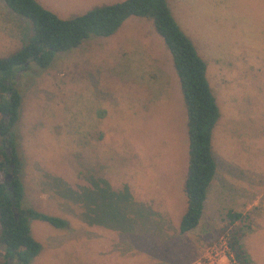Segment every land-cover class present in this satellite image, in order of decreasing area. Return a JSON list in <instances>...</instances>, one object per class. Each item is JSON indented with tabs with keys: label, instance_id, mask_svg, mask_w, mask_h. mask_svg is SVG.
Returning <instances> with one entry per match:
<instances>
[{
	"label": "rangeland",
	"instance_id": "374dc122",
	"mask_svg": "<svg viewBox=\"0 0 264 264\" xmlns=\"http://www.w3.org/2000/svg\"><path fill=\"white\" fill-rule=\"evenodd\" d=\"M34 1L67 20L123 0ZM166 4L205 65L218 110L210 135L217 174L197 226L177 231L187 140L171 57L150 21L129 17L112 35L55 54L44 69L29 64L16 73L22 206L66 222L55 229L29 220L40 246L29 264H201L204 250L234 231L247 235L250 263L264 264V0ZM29 32L0 0V58ZM219 171L236 176L226 190L252 198L236 225L212 203Z\"/></svg>",
	"mask_w": 264,
	"mask_h": 264
},
{
	"label": "trees",
	"instance_id": "16d2710c",
	"mask_svg": "<svg viewBox=\"0 0 264 264\" xmlns=\"http://www.w3.org/2000/svg\"><path fill=\"white\" fill-rule=\"evenodd\" d=\"M1 1L11 13L28 22L30 32L17 51L0 58V264H29L38 254L40 246L29 235V220L44 222L55 229L66 227L62 219L22 206L23 188L17 177L18 161L12 133L21 104L14 87L16 73L28 70L29 64L44 69L55 54L74 49L91 36L108 37L129 17L150 21L170 54L178 79L186 116L187 161L182 184L185 208L177 231L184 234L194 229L215 171L210 135L218 110L205 78V65L178 28L166 0H123L94 7L67 20L57 18L34 0ZM10 165L11 175L5 181L3 174ZM240 218L239 213H225L228 224ZM228 249L234 264H251L236 231L228 235Z\"/></svg>",
	"mask_w": 264,
	"mask_h": 264
},
{
	"label": "crops",
	"instance_id": "0c3cea01",
	"mask_svg": "<svg viewBox=\"0 0 264 264\" xmlns=\"http://www.w3.org/2000/svg\"><path fill=\"white\" fill-rule=\"evenodd\" d=\"M171 12H172V10H171ZM171 15H173V17L175 19L174 20L175 23L180 27L181 23H180L179 19H177V16H175L173 14V12H172ZM216 174H217V171L215 169L214 176L212 177V180L210 181V183H209V185L207 187V190H206L204 203H205V201L207 199L208 189L210 188L211 184L214 182L213 180H215ZM219 174H220L219 175L220 176L219 183H214V193L212 195L213 206L216 207V208L222 207V208H224L226 210V212L227 211H231V212H234V213H239L241 215L240 219L244 220V218H245L244 214L246 212H248L250 210L249 209L250 206H252V198L249 197L248 200H247L246 196H242L240 193L237 194L236 192H232V191L226 190V188L224 187L223 184H227L228 187L234 186L233 179L236 177L230 171H223V172L219 171ZM223 176H224V178L226 180L223 178ZM222 178H223L225 183H222ZM203 204H202V209H203ZM239 220L233 222L232 225H236L237 223H239ZM246 236L247 235L244 234V233L240 236L241 246H242L243 239Z\"/></svg>",
	"mask_w": 264,
	"mask_h": 264
},
{
	"label": "built area",
	"instance_id": "2783aa9c",
	"mask_svg": "<svg viewBox=\"0 0 264 264\" xmlns=\"http://www.w3.org/2000/svg\"><path fill=\"white\" fill-rule=\"evenodd\" d=\"M201 264H234L228 249V235L220 236L218 241L203 252Z\"/></svg>",
	"mask_w": 264,
	"mask_h": 264
},
{
	"label": "water",
	"instance_id": "95a60500",
	"mask_svg": "<svg viewBox=\"0 0 264 264\" xmlns=\"http://www.w3.org/2000/svg\"><path fill=\"white\" fill-rule=\"evenodd\" d=\"M5 153H8V149L5 150ZM10 168H12V165H10ZM9 176H6L5 178H8ZM4 178V180H5Z\"/></svg>",
	"mask_w": 264,
	"mask_h": 264
}]
</instances>
